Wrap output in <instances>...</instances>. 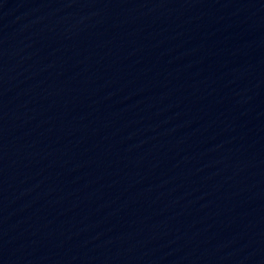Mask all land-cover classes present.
<instances>
[{
    "label": "water",
    "instance_id": "water-1",
    "mask_svg": "<svg viewBox=\"0 0 264 264\" xmlns=\"http://www.w3.org/2000/svg\"><path fill=\"white\" fill-rule=\"evenodd\" d=\"M0 264H264V0H0Z\"/></svg>",
    "mask_w": 264,
    "mask_h": 264
}]
</instances>
